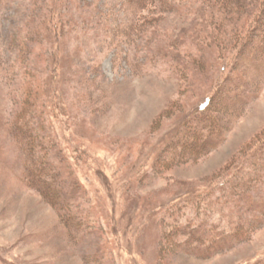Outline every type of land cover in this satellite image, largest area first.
Segmentation results:
<instances>
[{"label":"rangeland","instance_id":"obj_1","mask_svg":"<svg viewBox=\"0 0 264 264\" xmlns=\"http://www.w3.org/2000/svg\"><path fill=\"white\" fill-rule=\"evenodd\" d=\"M140 1L0 7V264H264V0Z\"/></svg>","mask_w":264,"mask_h":264},{"label":"trees","instance_id":"obj_2","mask_svg":"<svg viewBox=\"0 0 264 264\" xmlns=\"http://www.w3.org/2000/svg\"><path fill=\"white\" fill-rule=\"evenodd\" d=\"M102 1L103 0H99V1L93 0V2H91V3L92 4L98 3V6H100V5H102ZM164 1L170 2L169 0H164ZM140 2L143 3V0ZM4 4H5V0H0V7L1 6L3 7ZM71 20H73V17L71 18ZM236 85H237V83L234 82L233 84H231L230 89H233L234 87H236ZM231 87H233V88H231ZM30 91H32V92L30 93L28 99L31 98L32 96H34L35 93H37V92L33 91L32 88L30 89ZM240 93H242V92L240 91ZM32 94H34V95H32ZM39 95H41V94H36V96L38 97L37 99L40 98ZM212 99L208 100L207 102L202 103L201 107L198 110H196V113L199 115L204 113L210 107ZM198 121H200L201 123H199V125H197L196 127L190 126L189 128H186L187 130L184 131L183 135L177 140V141H179V143L185 142L184 144H186V145L189 144L193 138L191 136L192 131H194L195 133H198V135H200L203 138V136H205V135L207 136L208 133L210 132V131H208L209 128H214L216 126L210 119L199 118ZM185 122L186 123L188 122L187 118H185L183 123H185ZM211 134H214V133H211ZM30 135L32 137L34 136L33 133H30ZM209 135H210V133H209ZM216 138L217 137H215V136L214 137L211 136V137L207 138L208 141H210V145H216L219 141H221V137L219 140ZM30 143L31 142H27V137H26V141H25L26 149L29 148V150L31 149L34 151L35 150L34 146L32 147V146L27 145ZM30 161L31 162H29V167H30V172L33 175V177L38 182H41L42 187L45 188V190L47 192L52 194V196L56 199V202L58 203V205H60L61 207L70 209L71 206H70V202L68 199V195L65 192V186L61 183V180H62L61 177L63 176L61 174L63 172L57 171L58 173L56 175L55 174L53 175L50 172L48 166H47V168L46 167L41 168L39 165H37L35 163V160L33 159V157ZM40 174H41V177L39 176ZM43 176H44V178H43ZM47 177L48 178L50 177L52 181L47 180L46 179ZM255 208H257V209L256 210L253 209L254 211H258V209H261L263 211V214L262 215L258 214V216H256V217H254L256 214H253L254 216L253 215L247 216L245 219V220H247L246 221L247 223H240V222L238 223L237 221H235V222L232 221L235 225V226L232 225V227H229V228H231L232 232L229 233L227 231H223V232H220L219 234L217 233L216 237L211 236L212 238H209V243L201 244L202 246L204 245L203 247H207V248H202V249L200 248L201 249L200 252L215 253V252L221 251V249H227V248L231 247L236 242L242 241L243 238L248 234L249 224L254 226L255 224H258V223L264 221V201L257 203L255 205ZM76 218L78 221H80L79 217H76ZM201 224H202V226H205L204 222L203 223L201 222ZM218 224L219 223H217V225ZM223 230H225V229H223ZM216 232H218V231H216ZM203 236H205V235H199V232H198V235H196L193 239L188 241L187 244L191 247H194V243L196 241H199V239H202V241H205V238Z\"/></svg>","mask_w":264,"mask_h":264}]
</instances>
